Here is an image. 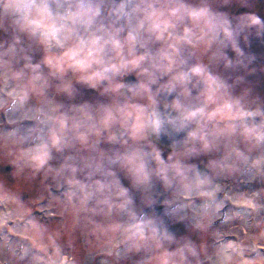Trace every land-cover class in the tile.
I'll use <instances>...</instances> for the list:
<instances>
[{"label": "rangeland", "instance_id": "obj_1", "mask_svg": "<svg viewBox=\"0 0 264 264\" xmlns=\"http://www.w3.org/2000/svg\"><path fill=\"white\" fill-rule=\"evenodd\" d=\"M0 264H264V0H0Z\"/></svg>", "mask_w": 264, "mask_h": 264}, {"label": "water", "instance_id": "obj_2", "mask_svg": "<svg viewBox=\"0 0 264 264\" xmlns=\"http://www.w3.org/2000/svg\"><path fill=\"white\" fill-rule=\"evenodd\" d=\"M105 75L108 77L112 74V68L105 66L103 68ZM124 86L121 88L122 94L135 90L139 85V80L133 75H127L123 79ZM202 81L198 82V86L202 87ZM196 92V90H195ZM162 101L157 105H153L146 113V130L149 139L162 147L171 150H177L183 147L191 132L190 123L187 115L181 108H175L169 103L173 99L180 97L172 86H166L159 92ZM159 115L161 125L159 131L156 130V117ZM125 133H120L121 137ZM208 168L205 165H197L190 172V180L195 182L206 177Z\"/></svg>", "mask_w": 264, "mask_h": 264}, {"label": "trees", "instance_id": "obj_3", "mask_svg": "<svg viewBox=\"0 0 264 264\" xmlns=\"http://www.w3.org/2000/svg\"><path fill=\"white\" fill-rule=\"evenodd\" d=\"M79 106L78 108H80L79 110L81 111V115H79V123L80 124H85L88 123V125H92L93 127L96 126L97 122H95L94 120V115H96L98 113H96V110L94 108V105L91 103H88L86 100H82L80 99V102H78L77 104ZM96 123V124H95Z\"/></svg>", "mask_w": 264, "mask_h": 264}, {"label": "clouds", "instance_id": "obj_4", "mask_svg": "<svg viewBox=\"0 0 264 264\" xmlns=\"http://www.w3.org/2000/svg\"><path fill=\"white\" fill-rule=\"evenodd\" d=\"M160 125H161V121H160L159 115L157 114V117H156V130L157 131H159Z\"/></svg>", "mask_w": 264, "mask_h": 264}, {"label": "flooded vegetation", "instance_id": "obj_5", "mask_svg": "<svg viewBox=\"0 0 264 264\" xmlns=\"http://www.w3.org/2000/svg\"><path fill=\"white\" fill-rule=\"evenodd\" d=\"M154 86H156V85H154ZM154 86H153V88H154ZM155 90H158V87H157V89H155ZM192 93L194 94V89L192 90ZM160 101H158V103H159ZM3 116V118H4V115H2Z\"/></svg>", "mask_w": 264, "mask_h": 264}]
</instances>
